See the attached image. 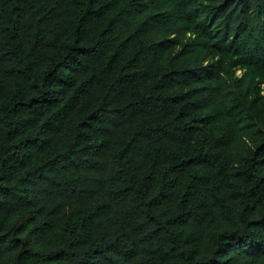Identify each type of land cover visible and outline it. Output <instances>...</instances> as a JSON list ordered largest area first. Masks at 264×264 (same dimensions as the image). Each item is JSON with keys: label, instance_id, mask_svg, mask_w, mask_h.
<instances>
[{"label": "trees", "instance_id": "1", "mask_svg": "<svg viewBox=\"0 0 264 264\" xmlns=\"http://www.w3.org/2000/svg\"><path fill=\"white\" fill-rule=\"evenodd\" d=\"M0 264H264V0H0Z\"/></svg>", "mask_w": 264, "mask_h": 264}, {"label": "rangeland", "instance_id": "2", "mask_svg": "<svg viewBox=\"0 0 264 264\" xmlns=\"http://www.w3.org/2000/svg\"><path fill=\"white\" fill-rule=\"evenodd\" d=\"M240 72H241V71H240L239 69L236 68V69L234 70V76H238V75L240 74Z\"/></svg>", "mask_w": 264, "mask_h": 264}]
</instances>
